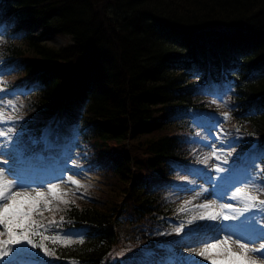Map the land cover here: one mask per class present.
I'll return each instance as SVG.
<instances>
[{
  "label": "trees",
  "instance_id": "trees-1",
  "mask_svg": "<svg viewBox=\"0 0 264 264\" xmlns=\"http://www.w3.org/2000/svg\"><path fill=\"white\" fill-rule=\"evenodd\" d=\"M0 10V22L13 14L26 23L13 31L24 43L8 41L2 51L20 61L24 79L40 83L30 97L36 113L48 118L67 104H84L82 143L91 159L112 167L108 189L95 196L100 205L71 197L58 217L87 228V240L72 246L40 240L48 249L40 254L56 264H116L140 255L134 247L120 251L114 216L124 195L122 210L141 227L171 212L154 188L168 161L190 162L192 144L183 137L192 132L189 116L213 110L194 97L198 86L188 85L180 68L189 66L186 59L206 83L217 80L219 60L227 68L233 63L230 120L264 135V0H0ZM47 34L70 43L42 44ZM160 34L175 39L176 49ZM258 148L264 150V139ZM260 165L255 174L264 185V159Z\"/></svg>",
  "mask_w": 264,
  "mask_h": 264
},
{
  "label": "snow or ice",
  "instance_id": "snow-or-ice-1",
  "mask_svg": "<svg viewBox=\"0 0 264 264\" xmlns=\"http://www.w3.org/2000/svg\"><path fill=\"white\" fill-rule=\"evenodd\" d=\"M9 106L14 107L11 105V102H9ZM3 119L4 116L0 113V120ZM8 119L10 120L12 117ZM224 119H229V114L225 113ZM13 131V128L0 131V137L7 138ZM2 154L0 153V155ZM261 154L264 155V151ZM213 156L219 159L215 152H213ZM216 171L223 172L225 169L217 167ZM219 179L223 181L227 177H220ZM67 181L77 187H82L79 181L73 179L72 176H68ZM63 182V180L60 182H49L33 188L31 185H26L19 178L14 168H9L6 173L5 169L0 167V258L8 256L15 251L13 259L6 261L5 264H30L31 249L25 246L23 248H15L14 250L12 246L15 245H31L32 248H43L47 253L48 249L44 244L37 243L34 240L36 236L41 237L42 240L53 239L55 241L56 239H60V242L65 245L76 242L83 243L82 239L79 241L73 240L69 237L68 233L63 234V237L66 238L60 237L59 233H55L51 237L45 235L52 227H59L64 222L63 217H61L60 222L54 219L49 221L47 225L43 222L44 212L59 210L58 208H53L54 203L59 202L65 205L70 203L69 200L64 199L68 194L61 191V183ZM253 190L252 188H238L231 197L232 199L245 197L242 209H237L232 204H222L219 206L218 211L213 210L216 201L196 206L199 209L205 210L199 213L198 219L231 221L239 219L240 216H243L245 212L250 211L252 208L259 207L264 209V200H259L258 196L252 195ZM71 203H74V201ZM196 219L197 216L193 215L185 223L191 224ZM249 219L246 218L244 221H241L236 227L241 229L250 228ZM185 223L174 228L173 231L177 233L182 232ZM205 229L211 230V234L205 233L201 238L200 243L203 245L202 247L191 249L196 256L209 261V264H257V261L250 256V253L258 251V249L249 247L251 241L241 242L239 236L233 239L232 237L236 235L233 232L221 236L220 233L224 229L217 228L215 225H199L196 228H191L188 235L201 233ZM260 235L264 238V229L260 230ZM233 246L237 247L239 251L233 250ZM261 247L264 248V245ZM187 264H200V262L189 259Z\"/></svg>",
  "mask_w": 264,
  "mask_h": 264
},
{
  "label": "rangeland",
  "instance_id": "rangeland-1",
  "mask_svg": "<svg viewBox=\"0 0 264 264\" xmlns=\"http://www.w3.org/2000/svg\"><path fill=\"white\" fill-rule=\"evenodd\" d=\"M49 40H45L47 41V43H45L48 46H53L56 48L59 47H63L69 44L70 42V38L68 37H63V36H55V37H50L48 38ZM0 77H3V73L0 72ZM2 79L0 78V81ZM4 85H6V82H4ZM3 83L0 82V90L4 87ZM4 91V90H2ZM0 95H3V98L6 99H0V103L5 104L7 108H11V110L13 108H16L17 106H21V103H23L20 98V92L14 91V92H5V93H1ZM6 101L11 102L12 106H9V104H7ZM18 109H20V107H17ZM76 109V108H75ZM4 110L2 108H0V113L4 114L3 112ZM9 123L5 120H0V131L3 130H7L9 129ZM204 134V140L203 138L201 139V145H209L210 149L206 151H208L209 156L211 157V159L209 158V161L202 167V169H205V171H202L201 174L205 175V177H209V175H213L215 178V183L212 185V187H207V188H203V191H191L190 188H187L185 190V192H183L181 190V188H179L176 192H174L171 196L174 199V201L176 202V204L181 208V209H186L184 210V212H187V216L185 219V222L190 219L193 215L197 216V219L191 223V224H186L185 223V227L183 229L182 232H187L190 231L191 228H196L199 225H204V224H209L212 223L214 221H209V220H200L198 219L199 213L201 211H205L203 209H199L196 206L204 204V203H211L212 201H216L215 199V194L217 192H219L220 190H224L226 188V186L230 183V185H236L235 183L240 182V181H245L243 188H252L254 189L252 191V195H256L258 196L259 200H264V192L262 191V189H260V187L254 183V181H252L250 178H248V169H244V167H240V166H234V164L232 165H228V163L222 159V156H226V153H222L221 154V148H225L226 146H230L232 147V143H226V145H223L222 147H220L218 150L216 149L219 146V143L212 145V142L214 139H218L219 137L217 136V134H214L215 136L213 137L211 135V133H213L210 130V134L209 131H207V128L205 126V130L203 131ZM207 134V135H206ZM210 135L212 137V141L211 140H206V136ZM0 153H3L2 155L7 158L9 156V154L11 152L13 153H17L18 149L15 148L14 146L16 145V141L13 140V137L9 136L7 138L5 137H0ZM224 151V149H223ZM213 152H215L217 154V156L219 157V159L216 158V156H213ZM251 161H253L255 158L250 156ZM29 162L31 163H36L37 164V160L36 158H32V160H30ZM252 164L250 163V166ZM217 167H223V169H225V171L223 172H217L216 168ZM227 171H230L227 173ZM220 177H227V179L221 181L219 178ZM79 179V183L80 185H85L87 182H83L84 180ZM188 181V179H187ZM187 183V182H184ZM89 185H91L92 187H98L99 185H101V183H87ZM75 185H70L67 187H62V192H67L66 189H70V188H74ZM66 188V189H65ZM82 189L81 187H78L76 189H74L72 192L75 193L76 190ZM213 189V190H212ZM258 190V191H257ZM78 192V191H77ZM208 192V193H207ZM207 193V194H206ZM235 194V191H228V193L225 195L228 198V201L226 202H217L216 201V205L214 207L213 210H219V206L222 204H232L235 208L237 209H242L244 206V200L245 197H240L237 199H232L231 197ZM190 202V203H188ZM58 207V203H54L53 204V208L56 209ZM56 213V210L53 212H44V216H43V220L46 219H52L54 218ZM255 214H257V212L255 211L254 208H252L250 211H247L244 213L243 216H240L239 219L237 220H231V221H222V220H217V222H219L224 228H229L231 226H233V231H235L236 233L240 234L236 236H233V239H236L237 236H243L245 237V239L249 240V241H254L256 243L254 244L255 249H258L257 253H250V256L255 259L257 261V264H264V248H262L261 246L264 245V238H260L259 233L261 229L263 228H259L257 226H255L257 224V219L253 218L255 216ZM246 218H250L248 220V223L251 225L250 228H245V229H241V228H237L236 225H239L241 221H244ZM121 229L120 232L123 236L124 239L127 240H133V241H140L142 244L144 245H153V244H157L158 246L163 245V239L162 237L164 236V233L159 232L156 236H152L151 234L143 231L142 229L139 228H132L129 225L126 224H121L120 225ZM60 234V233H59ZM177 232L172 231L170 234L166 235L170 238L171 241L174 240V238L177 236ZM69 237L71 238H79L81 237V233L80 232H68ZM221 236H223V234H221ZM60 237H63L62 234H60ZM165 237V236H164ZM163 237V238H164ZM242 237V238H243ZM6 238V237H4ZM65 238V237H63ZM167 239V238H166ZM27 247L29 249H31V256L29 257V262L30 264H47L45 263L43 260H41L36 254H34L33 248L31 247V245H15L12 246L13 249L15 250V248H23V247ZM203 246V245H202ZM200 246V247H202ZM189 248H185L184 250H191L192 247L191 245L188 246ZM180 247V249H183ZM233 250L235 251H239V249L235 246H233ZM184 252V251H183ZM15 255V251H13V253H10L8 256H4L2 258H0V264H5L6 261H10L13 259ZM201 259L203 260L204 264H209V261L204 260L202 257H200L199 259L195 260V261H201ZM171 262V259L169 260Z\"/></svg>",
  "mask_w": 264,
  "mask_h": 264
},
{
  "label": "bare ground",
  "instance_id": "bare-ground-1",
  "mask_svg": "<svg viewBox=\"0 0 264 264\" xmlns=\"http://www.w3.org/2000/svg\"><path fill=\"white\" fill-rule=\"evenodd\" d=\"M214 225L218 228V225H216V224H214ZM207 230H209V229H205L203 232H205V231H207ZM210 231H211V230H210ZM203 232H201V233H199V234H202ZM192 236H193V235L188 236V238H189L188 240H191V239H192ZM188 240H187V241H188ZM181 241L184 242V239H181ZM191 254H192V253H191Z\"/></svg>",
  "mask_w": 264,
  "mask_h": 264
}]
</instances>
